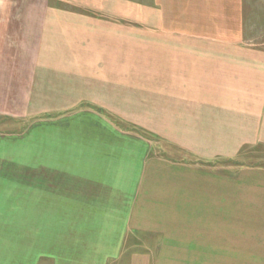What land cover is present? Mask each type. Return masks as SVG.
<instances>
[{
  "label": "crops",
  "instance_id": "0c3cea01",
  "mask_svg": "<svg viewBox=\"0 0 264 264\" xmlns=\"http://www.w3.org/2000/svg\"><path fill=\"white\" fill-rule=\"evenodd\" d=\"M61 1L87 5V0ZM243 1L100 0L116 21L125 13L124 18L158 28L149 30L150 38L178 39L173 45L143 47L145 56L136 68L120 62L117 29L108 37L112 40H101L103 30L89 29L86 17L77 27L70 26L75 21L70 15L48 13L39 34L38 15L12 13L16 6L9 13L0 2V120L18 126L37 122L26 139L29 143L0 144V167L15 168L14 173L0 172V264L247 262L241 250L247 244L246 229L241 226L247 214L262 221L264 207L232 208L224 203L247 198L230 188L234 178L162 163L174 170L163 167L158 175L152 174L149 179L158 189L136 190L133 175L96 169L110 166L115 172L117 160L99 165L70 158L67 151L80 147L81 127L76 139L70 138V120L64 116L72 104L88 101L95 88L93 102L110 101L112 108L125 103L120 109H126L127 119L158 138L159 144L188 157L232 158L245 146L261 143L264 58L252 48L229 46L227 25L238 23L241 31ZM217 24H224L222 34H216ZM200 39L212 45L214 40L228 43H194ZM124 50L135 54L133 47ZM87 55H96L94 61L88 62ZM50 69L59 72L53 84ZM85 116L82 113L86 120ZM23 146L32 156L38 157L45 147L54 155L48 152L45 159L30 164L35 171L24 174L29 164L20 158ZM39 166L46 174H38ZM75 166L95 170L76 174L71 170ZM215 185L230 189L215 190ZM215 200L223 202L215 206ZM230 215L238 217L231 221ZM204 225L212 229L208 235L200 234ZM75 246L79 249L72 253ZM205 247L206 258L200 255ZM215 251L221 254L214 256Z\"/></svg>",
  "mask_w": 264,
  "mask_h": 264
},
{
  "label": "rangeland",
  "instance_id": "374dc122",
  "mask_svg": "<svg viewBox=\"0 0 264 264\" xmlns=\"http://www.w3.org/2000/svg\"><path fill=\"white\" fill-rule=\"evenodd\" d=\"M0 2L5 4V6H8L9 13L13 6H16L17 8L14 7L13 9H15V11L12 13L23 15H29L31 13L33 15H38L40 19L39 34L44 25L41 20H43L44 17L48 15V13L64 14L65 16L70 15V18H72L71 20H75L77 22H72L70 26L77 27L82 25L81 20L86 17V23L89 29H94L96 31L100 30L101 28L103 30L101 40L102 38L105 39L111 35H115L114 32H116L115 29H117L119 32L117 41L119 42L120 62H124L125 64L130 63L134 68H136L137 64H141L143 62V58L145 56L141 51L143 47H148V45L158 47L160 45H165V43L173 45L174 40H178L173 37L159 38L158 35L152 36V38H150L148 33L149 30H158V28H156L153 24L152 28H150L149 26L144 25L141 20L135 22L133 20L131 21L130 19L124 18L127 17L125 13H120L119 15L121 16L118 21H116L115 18L111 17L112 15L114 16V13L112 15L110 13L111 9L107 6L100 5V0H87V5L85 7L67 4L61 0H0ZM241 13V18L244 19V22H241V31L243 30V32L238 29V23L231 22L227 25L229 31L231 32V42L229 46H244L252 48V50L256 51L258 54L261 53L264 58V0H244ZM73 16H76L77 18L74 19ZM223 25L224 24H217L218 27L215 30L217 31L216 34H218V32L221 34L223 33ZM239 32L241 35L240 41L238 40L240 36ZM41 38L42 41L46 39L45 36H41L40 39ZM108 39L112 40V38ZM87 42L89 43L90 41L88 40ZM114 42H116V40ZM210 42H213L214 44L212 45L207 43L206 39L194 40V43L197 45L209 47L223 45L226 46V43H228L226 41L224 42L216 40ZM129 47L135 48V54H133L131 51L127 53V51L124 50L125 48ZM43 56L44 55L40 56V58ZM87 56L88 62H93L94 56L96 55ZM51 57L56 56L53 55ZM77 57H81V55L76 56V58ZM73 62L76 63V60ZM70 64L73 67L72 63ZM66 66L70 67L69 64H66ZM57 70L58 69L47 72V74L49 73L48 76L50 75V84H53V82L58 79L59 72ZM66 71L64 72L65 76L69 74ZM122 89L124 88H120V91ZM92 90L93 91L91 93H88V101L83 100L81 102H77L76 104H72L64 114V116L68 118V121L70 120V126H68L69 131L71 132H69L70 138L76 139L75 135L77 132L79 133L78 127H81V133H79L81 138L80 147H78V145H73L76 149L72 148L70 151H67L70 158H86L88 161L90 160L93 162H99V165L107 164L106 162L113 163L115 160H117L118 169H115V172H112L110 166H102V168L101 166H98L96 169H102L103 174L118 173L133 175L136 180V190L158 189V183L150 181L149 178L152 176V174L158 175L160 170L165 169L163 167L170 168V166L161 167L160 164L162 163L178 164L181 166L186 165L187 167L195 169L197 168L199 171L204 173L206 172L215 175L230 176L235 179V181L231 183L230 188L233 191L241 192L240 194L247 198L240 200L231 198V200H224V203L229 202L230 204L228 205L232 208L243 206V204H246L247 207L252 208H254V206L264 207V120L261 143L257 142L256 145L245 146L244 149L241 150L240 155L237 157L226 158L219 156L213 158L212 160H205L196 157H188L185 153H181L177 148L159 144L157 142L158 138H154L153 136L149 135L142 127L134 124L132 120L127 119L126 109H120L125 103H119L118 106L115 103L113 104L112 108L111 104L109 103L110 101L101 103L93 102L92 100L95 97L94 93H96V91L95 88ZM121 93L125 95V92ZM103 98L106 99L105 97ZM82 113H86V120L84 117L82 118ZM78 117L82 118L79 122H77ZM36 123L37 122H34L32 125L25 123L18 126L15 125V122L1 118L0 144L3 142H8L20 145V142L27 141L26 139L31 138V132L35 128L34 125ZM14 133L17 134L12 136ZM5 136L12 137L6 139ZM83 139H85L84 144H82ZM27 142L29 143V141ZM27 148L28 147L23 146L22 150H24V155L22 153V156L20 157L24 161V164H29V166L23 167L24 174L30 173V171H35L33 169L36 168L31 167L30 164H36L35 161H38L37 159H45L44 156H48L47 153L49 152L47 151L49 149L46 147V151L44 148H41V150L44 152H41L37 157L26 152L25 150H28ZM77 149L80 150L78 151ZM50 152V155L53 154ZM152 164H154L153 168H148V166ZM71 168L72 173L76 174H83V170L85 169L87 170L86 174L90 173L89 170H95V167L93 166H88L85 169L80 166ZM4 170H6V172L9 174L14 173L15 168L2 164L0 167V172L5 173ZM170 170L174 169L170 168ZM46 171L47 169L45 167L39 166L38 174H46ZM201 184L202 183H200V187H203ZM228 189H224L218 185H215V190ZM232 194H236V192H232ZM222 202L223 200H215L214 205L219 206V204ZM205 217H207V215ZM237 217V215H230L231 221L237 219ZM255 218L256 217L254 214H247L246 224L241 226V229H246L247 244L246 246L241 247V250H244L247 255V262L245 264H264V215H262V221L257 219L255 220ZM210 226L212 228H216V226ZM201 227H203L204 230H201L202 233L200 234L205 233V235H208L207 232L212 230L205 225ZM234 232V234H236V231ZM78 249V246H75L74 249H72V253ZM206 249V247L200 248V255H203L204 258H206ZM224 250L221 251L223 252ZM225 251L229 252L231 250ZM219 254L221 253L215 251L214 256ZM199 264L210 263H206L200 259ZM227 264L239 263L228 262ZM240 264H243L242 261Z\"/></svg>",
  "mask_w": 264,
  "mask_h": 264
}]
</instances>
